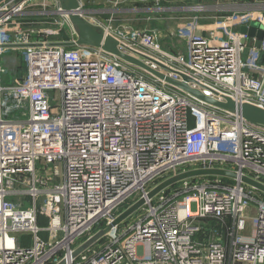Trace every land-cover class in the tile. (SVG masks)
Masks as SVG:
<instances>
[{"label": "built area", "instance_id": "obj_1", "mask_svg": "<svg viewBox=\"0 0 264 264\" xmlns=\"http://www.w3.org/2000/svg\"><path fill=\"white\" fill-rule=\"evenodd\" d=\"M77 1L81 18L152 70L186 77L208 98L264 109V38L257 49L234 30L260 31L264 0L217 4L230 13L193 17L169 35ZM126 1L151 0H113ZM153 1L164 11L166 0ZM26 15L47 25L24 28ZM166 37L187 50L165 49ZM78 39L59 0H0V264H264V194L241 181L264 183V128L101 48L52 45ZM16 52L20 81L5 67ZM215 168L238 178L197 177L150 197L182 172ZM139 201V218L120 221ZM100 230V247L74 257Z\"/></svg>", "mask_w": 264, "mask_h": 264}, {"label": "water", "instance_id": "obj_2", "mask_svg": "<svg viewBox=\"0 0 264 264\" xmlns=\"http://www.w3.org/2000/svg\"><path fill=\"white\" fill-rule=\"evenodd\" d=\"M62 4L63 9L68 13L69 18L71 19L73 25L75 26L77 30V34L79 35V39L76 44L74 43H66V42H60L52 45L56 46H64V47H75V45H85L90 47H97L101 48L103 51L108 52L109 54H113L117 57H119L121 60L126 62L127 64L134 65L136 67H140L141 69H145L149 71L150 73L154 74L158 78H162L168 83L174 85L175 87H179L183 91L187 92L194 98H197L201 100L202 102L214 106L216 108H219L226 112H238L243 115L244 119L252 123L253 125H256L260 128H264V109H259L255 106H252L250 104L246 105H239L235 101H233L231 98L227 99V102H220L216 99H211L203 95L198 89H193L189 86V80L186 77H183V82L173 80L167 76H165L163 73L156 72L155 70H152L149 66H147L145 63L143 64L141 61L136 59L135 57L123 53L121 50L118 49V42L110 37L105 38L104 34L102 33V30L96 26L90 25L84 18H81L77 13L76 10L79 7V2L77 0H59ZM241 33H247L251 38H255L257 40L255 47L257 49H260V42L264 38V26H261L260 31L257 32L254 28L248 29L246 27L241 29ZM264 59V55L261 56L260 63ZM25 71L20 70L19 71V79H22V75ZM197 177H220L228 180H236L238 178L237 173L234 171H228L224 169L215 168L214 170H203V169H197L187 172H182L180 175L176 177L169 178L165 180L162 184H160L156 189H154L150 193V197H153L156 194H159L163 192L164 190L175 186L177 184H180L181 181L188 180V179H195ZM241 181H243L244 184L247 186L253 187L258 192L264 194V183L260 181H256L252 179L251 177H241ZM144 204V201H139L138 203L131 206V208H128L126 211H124L120 215V221H125L126 219L130 218V216L135 213L137 210H139ZM107 231L106 230H100L98 233L95 234L94 237L87 240L85 243L80 246L74 254V257L80 256L84 251L88 250L89 248L93 247L95 244L99 242L105 235ZM64 264V263H60Z\"/></svg>", "mask_w": 264, "mask_h": 264}, {"label": "crops", "instance_id": "obj_3", "mask_svg": "<svg viewBox=\"0 0 264 264\" xmlns=\"http://www.w3.org/2000/svg\"><path fill=\"white\" fill-rule=\"evenodd\" d=\"M89 3L88 7L93 8V6L95 7H101V9H105V13L104 14H100V17H104V18H109L110 17V9H117V15L120 19L121 22H123V24H131L132 26L136 27V28H143V27H157L159 29H161V31L165 34V35H169L168 33H170L171 31L174 32L177 30V28L182 25L176 23L177 21H181L183 22V20H191V18H186L183 17L181 14V16H172V9L174 6L177 5V3H182V4H186V3H190L193 4L190 0H176V1H170V0H166L165 2H163L161 5L164 8V11H160V13H157L155 11H153V8L156 7V3L151 0V1H147V2H138V3H133L130 1H126L125 3H120V4H115L113 2V0H87ZM200 1V0H199ZM199 1L197 3H199ZM254 0H245V2H253ZM260 1V0H257ZM207 0H201V7H203V11L200 10H195L194 7H190V8H186L187 10L189 9L190 11H195V12H200L203 14H208V17H200L204 20H210L214 17H223V16H227V14L230 13V9H221V8H217L216 6L210 5L208 3H206ZM241 0H216L217 4L220 5H230V6H236L238 5V3H240ZM203 5H208V6H203ZM216 8V9H215ZM116 13V12H115ZM22 22H23V26L24 28L27 29H36V30H40L43 29L44 26L47 25L48 19L45 18L44 16L41 17L40 15H26V17H22L21 18ZM184 21V22H185ZM183 22V24H184ZM255 28H259L258 24H254L252 25ZM243 27H235L234 30L242 32L241 29ZM178 39H173V38H168L166 37L163 41V47L165 49L170 50L172 53H177V52H184V50L186 49V45H185V49H184V41L181 40V43L177 42ZM178 43V44H177ZM177 45V46H176ZM187 50V49H186ZM16 55L14 56H10L9 58L6 59L5 61V67L7 70H9V72L13 73L17 71L18 74V80L19 79V71L18 68L20 67L19 62L17 63L16 60ZM12 66V67H11ZM11 67V68H10ZM250 228H252L250 226ZM253 229V228H252ZM47 236V235H46Z\"/></svg>", "mask_w": 264, "mask_h": 264}, {"label": "rangeland", "instance_id": "obj_4", "mask_svg": "<svg viewBox=\"0 0 264 264\" xmlns=\"http://www.w3.org/2000/svg\"><path fill=\"white\" fill-rule=\"evenodd\" d=\"M170 1H176V0H170ZM179 1V0H178ZM193 4H190V3H186V4H182V3H177V5L176 6H174L173 7V11H172V16H183V17H186V18H193V17H208L209 15L208 14H203V13H200V12H195L194 10L193 11H190L189 9L187 10L186 8H190V7H197V6H199V5H201L202 3H201V0L199 1V0H190ZM199 1V3H197ZM203 2H204V0H203ZM206 3H208L209 4V6L210 5H213V6H216L217 5V3H216V0H207V2ZM202 6V5H201ZM203 6H208V5H203ZM216 9V8H215ZM181 14V15H180ZM185 20H183V22H184ZM187 21V20H186ZM183 22H181V21H177L176 23H178V24H183ZM178 39V43H181L182 41V39L181 38H176V40ZM184 41V40H183ZM177 43V44H178ZM184 43H185V41H184ZM185 45L186 44H184V49H185ZM177 46V45H176ZM186 51V49L184 50V52ZM181 52V51H180ZM16 60H17V63L19 62V65H20V67H23L24 66V60H23V56H22V53L21 52H16ZM12 67V66H11ZM10 67V68H11ZM210 178H214V177H210ZM227 181H229V183L231 184L232 182H234V181H232V180H227ZM131 204V203H130ZM141 214V211L139 210V211H137V212H135L133 215H131V218H129L128 219V222H131L132 223V221H135L136 219H138L139 217V215ZM48 224H49V219H46L45 217H43V216H41L40 218H39V227H47L48 226ZM100 226H103V225H99V227ZM47 235V233H41V235L40 236H42L43 238H45V239H47L48 238V236H46ZM16 236L17 237H19L20 239H22L23 240V245L24 246H29V244H30V240H31V237L27 234V233H20V234H16ZM85 239H86V236H83L81 239H79L78 240V244H82V242H84L85 241ZM100 242L98 243V244H95V248H99L100 247Z\"/></svg>", "mask_w": 264, "mask_h": 264}, {"label": "bare ground", "instance_id": "obj_5", "mask_svg": "<svg viewBox=\"0 0 264 264\" xmlns=\"http://www.w3.org/2000/svg\"><path fill=\"white\" fill-rule=\"evenodd\" d=\"M195 10H200L201 6L194 7Z\"/></svg>", "mask_w": 264, "mask_h": 264}, {"label": "trees", "instance_id": "obj_6", "mask_svg": "<svg viewBox=\"0 0 264 264\" xmlns=\"http://www.w3.org/2000/svg\"><path fill=\"white\" fill-rule=\"evenodd\" d=\"M263 197H264V195H263Z\"/></svg>", "mask_w": 264, "mask_h": 264}]
</instances>
